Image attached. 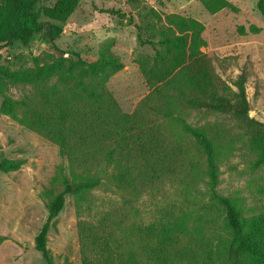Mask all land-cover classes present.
Instances as JSON below:
<instances>
[{
    "label": "rangeland",
    "instance_id": "rangeland-1",
    "mask_svg": "<svg viewBox=\"0 0 264 264\" xmlns=\"http://www.w3.org/2000/svg\"><path fill=\"white\" fill-rule=\"evenodd\" d=\"M230 1L237 11L212 13L201 0H80L66 21L41 14L43 30L28 44L17 41L0 48V64L18 69L31 66L34 56L61 54L49 41L50 23L59 24L63 30L55 43L60 48L94 60L108 47L124 62L107 85L123 110L131 111L149 90L135 57L155 52L153 44H143L138 37L140 32L145 37L157 33L153 9L193 16L205 24L203 35L216 73L232 91L245 75L250 116L264 122V15L258 0ZM253 25L260 29L253 30ZM26 92L20 84L7 91L15 97ZM2 99L0 94V105ZM187 119L204 127L215 144L218 193L230 198L245 219L264 215V163H257L247 123L232 111L206 109L188 110ZM168 131L177 137L183 129L173 122ZM4 157L21 160L22 165L0 170V264H48L35 237L47 219L50 198L63 189L64 176L72 175L69 160L55 142L0 113V160ZM190 158L193 166L182 178H166L139 195L110 181L82 196L68 193L48 232L55 264H82L78 222L104 217L120 221L121 228L114 225L125 257L132 253L147 264H229L224 253L225 210L212 198L206 155L193 146Z\"/></svg>",
    "mask_w": 264,
    "mask_h": 264
},
{
    "label": "trees",
    "instance_id": "trees-1",
    "mask_svg": "<svg viewBox=\"0 0 264 264\" xmlns=\"http://www.w3.org/2000/svg\"><path fill=\"white\" fill-rule=\"evenodd\" d=\"M43 1L0 0V48L17 41L28 44L43 30L41 14L66 21L80 2L56 0L40 5ZM201 2L212 13L239 9L230 0ZM258 9L264 15V0H258ZM153 13L157 33L145 37L140 32L138 37L143 44H153L155 52L135 57L149 90L131 111L123 110L107 85L124 62L108 47H103L94 60L60 48L55 43L63 30L59 24L50 23L49 41L61 54L34 56L31 66L18 69L0 64V113L55 142L68 158L72 173L71 177L64 176L63 189L50 198L48 216L35 237V246L48 264H55L47 245L48 232L68 193L82 196L110 181L139 195L166 178L185 175V170L193 166L190 148L196 146L206 155L212 198L225 210L228 235L224 253L228 263L264 264V215L245 219L230 198L218 193L215 144L204 127L187 119L191 109L234 112L251 130L257 163H264V122L250 116L245 75L235 81L237 90L232 91L216 73L201 20L157 9ZM252 28L260 29L254 25ZM12 84L27 87V92L19 97L8 94ZM173 122L183 129L177 137L168 131ZM21 165V160H0L1 171L16 170ZM114 221L121 228L120 221L105 217L98 222L79 220L82 264H147L132 253L125 257Z\"/></svg>",
    "mask_w": 264,
    "mask_h": 264
}]
</instances>
